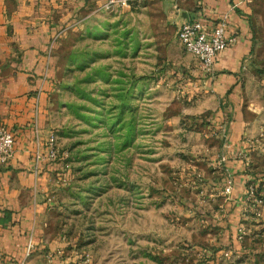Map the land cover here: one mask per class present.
<instances>
[{"label":"rangeland","instance_id":"374dc122","mask_svg":"<svg viewBox=\"0 0 264 264\" xmlns=\"http://www.w3.org/2000/svg\"><path fill=\"white\" fill-rule=\"evenodd\" d=\"M182 1L99 5L49 40L44 230L65 243V264H264V63L249 69L252 123L228 175L235 108L201 85L219 68L178 39Z\"/></svg>","mask_w":264,"mask_h":264},{"label":"crops","instance_id":"0c3cea01","mask_svg":"<svg viewBox=\"0 0 264 264\" xmlns=\"http://www.w3.org/2000/svg\"><path fill=\"white\" fill-rule=\"evenodd\" d=\"M103 1L0 0V121L14 135V153L0 164V264H65L66 258L72 259L60 254L65 243L44 230L47 202L42 197L53 156L37 109L44 100L40 89L47 83L43 70L54 60L47 51L50 38L76 16L80 21L87 19ZM180 4L178 24L195 16L211 24L226 13L229 29L237 34L218 53L213 66L219 70L211 84L207 80L201 84L212 100L217 96L235 108L230 123L223 126L228 137L223 143L227 145L223 166L229 175L230 170L243 167L232 157L243 143L244 129L252 123L245 103L249 69L264 63V0H184ZM262 83L264 97V79ZM260 109L264 113V105ZM216 114L223 123L227 113L221 106ZM242 186L232 185V191L238 194Z\"/></svg>","mask_w":264,"mask_h":264},{"label":"built area","instance_id":"2783aa9c","mask_svg":"<svg viewBox=\"0 0 264 264\" xmlns=\"http://www.w3.org/2000/svg\"><path fill=\"white\" fill-rule=\"evenodd\" d=\"M143 0H104L101 6L108 11H116L120 8L129 7L138 4ZM177 35L186 51L193 55L200 64L209 69L218 53L230 42L237 39L235 31L229 29L228 16L226 13L221 14L216 21L208 24L199 16L188 18L178 25ZM49 154L55 155V142L52 136L47 138ZM14 153V135L7 125L0 121V164L7 162ZM223 154L220 160H225ZM230 184L226 189L229 190ZM239 229L241 227L239 226ZM240 235V234H239ZM31 246L28 241L27 248ZM89 256L84 257L88 260Z\"/></svg>","mask_w":264,"mask_h":264}]
</instances>
